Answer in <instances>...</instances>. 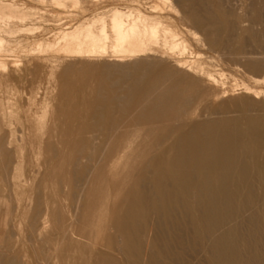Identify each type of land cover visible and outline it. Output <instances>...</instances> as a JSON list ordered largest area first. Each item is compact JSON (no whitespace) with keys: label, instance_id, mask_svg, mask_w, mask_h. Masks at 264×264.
<instances>
[{"label":"bare ground","instance_id":"1","mask_svg":"<svg viewBox=\"0 0 264 264\" xmlns=\"http://www.w3.org/2000/svg\"><path fill=\"white\" fill-rule=\"evenodd\" d=\"M81 1L0 0V211L16 204L31 242L56 221L74 251L82 201L85 220L109 211L121 257L93 264H264V0H85L70 14ZM38 91L55 110L19 119ZM40 177L62 178L60 202L34 194ZM13 229L0 264H28Z\"/></svg>","mask_w":264,"mask_h":264},{"label":"rangeland","instance_id":"2","mask_svg":"<svg viewBox=\"0 0 264 264\" xmlns=\"http://www.w3.org/2000/svg\"><path fill=\"white\" fill-rule=\"evenodd\" d=\"M36 1L37 0H35V1H33V0H28V2L29 3H32V5H36L37 7L39 6L40 8H43V9H45L46 8V10H49V8H50V10L53 8L52 7V3H51V1L52 0H46V2L45 3H42V4H40L41 2H38L37 1V3H36ZM76 1H79V0H76ZM83 1H84V3H85V0H82L81 2H80V4L78 5V6H74L73 8H70L69 9V11L68 12H70V14H72V15H75V14H78V13H80L79 11H81L82 9V7H84V3H83ZM94 1V0H93ZM95 1H98V0H95ZM247 1H249V0H247ZM89 2H92V0H89ZM39 3V4H38ZM245 3V2H244ZM249 3V2H248ZM86 6V5H85ZM78 7V8H77ZM77 10H76V9ZM80 9V10H79ZM75 10L77 11V12H75ZM43 25H41V24H38V26L36 25V26H33V27H31V29H33V31H34V29L35 28H39V27H42ZM34 46H36V44H33ZM29 46L30 48H29V50H32V48H34V46ZM28 57V55L27 54H21V57H20V60L22 59H26ZM11 60H13V59H11ZM10 64V63H9ZM264 84V82L262 81L261 82V84H259V85H263ZM29 97H30V95H29ZM34 98V99H33ZM232 98H234V97H229V98H227V99H225V100H230V99H232ZM36 99V100H35ZM24 102H27V103H23V104H20V105H16V106H14V109H15V112L16 111H18L17 113V116L19 117V119H24V118H26V115L28 114V112H30V111H33V112H37V111H39V113H38V120H39V118L42 120V116H43V114H42V107H44V106H46V105H50V108H49V110H48V114L46 115V117L47 118H49V116L52 114V112H51V110L54 108V105L56 104L55 103V101H53V99H52V96H50L49 98L48 97H46L45 95H44V93L42 92V91H38V93L36 94V96L35 97H32V98H29V99H27V100H25ZM30 102L32 103V104H30ZM36 103V104H35ZM55 103V104H54ZM29 104H30V107L32 108V107H35V109H31L30 107H29ZM23 105H25V106H23ZM35 105V106H34ZM17 106H18V108L21 106H23L22 108L20 107V109H18L17 108ZM27 109H25V108ZM23 108L25 109V110H23ZM38 109V110H37ZM24 111V113H23V111ZM55 110V108L53 109V111ZM25 111H28V112H26L27 114H25ZM25 114V115H24ZM41 116V117H40ZM44 117V116H43ZM45 117V118H46ZM38 158H36L35 159V165H37V164H41V162L40 161H38L37 160ZM38 166H40V165H38ZM44 178H42V177H40L38 180H37V183H36V185L38 186L35 190L37 191L36 193H34V194H36L37 195V193H39V195H41V196H45V198H47V200L49 201V202H51V199H52V197H53V200H59V202H60V199H61V195H60V193H59V187L62 185V178L61 177H59V178H57V177H54V178H52L51 179V181H49V178L47 177V179L45 178L44 180H43ZM43 181H45L46 182V185H47V183L49 184V185H47L49 188H47V190H49V191H47L46 192V190H45V193H47L48 195H43V190H44V188H45V186L44 185H42V183L44 184L45 182H43ZM39 184H41V186L39 185ZM53 186V184H57V188L56 187H52L51 185ZM59 184H61V185H59ZM46 186V187H47ZM36 187V186H35ZM39 187H41V189L39 188ZM44 187V188H43ZM38 189H40V190H38ZM46 189V188H45ZM51 189V190H50ZM42 190V191H41ZM54 190V191H53ZM39 191V192H38ZM49 194H50V196H49ZM57 194V195H56ZM6 195H10V194H7L6 193ZM16 195V194H15ZM19 196H22L23 197V194H20ZM59 196V197H58ZM13 197H14V194H13ZM16 197H18V196H15L14 198H16ZM44 198V197H43ZM31 204L33 203V202H30ZM30 203L28 204V207H29V205H30ZM67 203L68 204H70L69 203V201H67ZM66 203V204H67ZM67 204V205H68ZM16 205V204H15ZM15 205H14V203H13V207L14 208H12V210L14 209V213L11 211V214H8V208L7 207H3V209L0 211V219H5V218H7L8 219V226L6 227V228H1L0 229V237H4V231H5V229L7 230V231H11V229L12 228H15V229H13L14 231H17V229H18V226H19V228L21 229H19L17 232H18V235L16 236V237H14L13 238V240H12V245H13V247H15L16 249H18V250H21V251H23V255H25L26 256V259H27V261H28V264H37L36 263V259L35 258H37V260L39 259H41L39 262L40 263H42V264H44L45 262H43L42 260H44V259H46L45 258V255L47 254V255H49L48 256V261L49 262H46L47 264L49 263V264H55V263H57L58 264V262H59V264H69V263H71L70 261V258H65V257H67V255H69V256H71L76 262H79V263H76V264H93V260H94V256H95V254H97V253H99V252H101V253H109V254H111V255H114L115 253L116 254H118V252H114V250H111L110 248H109V245H108V238H107V240H106V237H107V235L111 232V228H110V226H109V222H108V218H109V211H104L103 213H101V214H99L98 212H96V210L94 211V214H93V211H90L91 213V215H89V218H88V220H85V213H87L86 212V208H85V205L86 204H84V201H82V204H81V206H82V208L80 209V213H78V221L79 222H76L77 223V231H78V229H79V231H78V233L79 234H81V236L79 237V238H77L79 241H80V245L78 246V247H76V248H73V249H76L75 251L74 250H72V249H68L67 248V246L65 245V243H64V241H63V243H62V241H61V238H62V235H61V229H60V226H59V224H57V222L56 221H54V220H51V225L49 224L47 227H48V229H49V232H48V229L46 228V232H47V236L45 237V240H41V239H37L36 241H30V239H29V236H30V227H29V224H30V222H29V218H27V217H24V218H19V215H20V210H16L15 209ZM31 207H29V210L31 211V209L30 208H32L33 206H34V204L33 205H30ZM56 207H59V203H58V205L56 206ZM46 207L45 206H43V209H45ZM81 211H82V213H84V214H82L81 213ZM84 211V212H83ZM16 212V213H15ZM13 213V214H12ZM105 213H106V215H105ZM108 214V215H107ZM10 215V216H9ZM80 215H83L82 216V220L80 219ZM96 216V218H95V216ZM17 216H18V218H17ZM108 216V217H107ZM11 218V219H10ZM17 218V219H16ZM19 219H21V222H20V220ZM16 221V222H15ZM28 221V222H27ZM83 221V222H82ZM96 221V222H95ZM24 222V223H23ZM85 222H87V226H85L86 225V223ZM13 223H14V226H13ZM16 223V224H15ZM19 223H21V226H20V224ZM84 223H85V225H84ZM95 223V224H94ZM80 224H81V226H80ZM24 226H27V227H24ZM83 226V227H82ZM58 227V228H57ZM82 227V228H81ZM23 228V229H22ZM81 228V229H80ZM84 228H86V229H84ZM89 228V229H88ZM92 228V229H91ZM55 229V230H54ZM23 230H24V232H25V230H26V233L24 234L23 233ZM92 230V231H91ZM21 231V232H20ZM53 231H57V233L56 232H53ZM85 231V232H84ZM51 232H53V233H51ZM25 236H27L28 238H26V237H24V235ZM82 233H85V234H83L82 235ZM88 233V234H87ZM19 234H21V235H19ZM94 234V235H93ZM3 235V236H2ZM85 235V236H84ZM61 236V237H60ZM83 236L86 238H83ZM50 237V238H49ZM19 238L21 239L20 241H19ZM83 238V239H82ZM87 238H88V241H87ZM23 239H24V241H25V243L23 242ZM29 239V240H28ZM39 240H41V241H39ZM27 241H30L31 243H32V246H33V248H32V246L31 247H29V245H31V243L30 242H27ZM61 241V242H60ZM78 241V242H79ZM90 241V242H89ZM20 242V243H19ZM50 242V243H49ZM53 242V243H52ZM81 242H83L84 244H86V246L85 245H83V243H81ZM91 244H89V243ZM22 243H24V244H22ZM36 243V244H35ZM38 243V244H37ZM46 243V244H45ZM61 243V244H60ZM92 243H93V245H92ZM23 245V246H25V247H23L22 248V246L21 245ZM58 244H59V246H58ZM95 244V245H94ZM35 245H36V247H35ZM58 247H57V246ZM48 246V247H47ZM64 246H65V248H64ZM61 247V248H60ZM36 248H37V250H36ZM48 248V249H47ZM55 248H57L56 250H55ZM60 250H59V249ZM64 248V249H63ZM86 248H87V250H86ZM106 248V249H105ZM23 249V250H22ZM78 249V250H77ZM99 249V250H98ZM40 250V251H39ZM48 250H49V252H48ZM53 250V251H52ZM59 250V251H58ZM72 250V251H71ZM83 250H84V252H83ZM50 251H52V252H50ZM54 251H56L55 253H53ZM66 251H68L69 253L68 254H66V256H65V252ZM81 251V252H80ZM106 251V252H105ZM35 252H36V254H35ZM38 252V253H37ZM57 252H59V253H57ZM71 252H72V254H71ZM77 252H78V255H76L75 256V254H77ZM80 252V253H79ZM114 254H113V253ZM27 253V254H26ZM64 253V255H61V254H63ZM67 253V252H66ZM74 253V254H73ZM44 254V255H43ZM56 256H55V255ZM61 256H60V255ZM34 255H35V257H34ZM50 255H52L51 257H50ZM57 255H59V256H57ZM38 256V257H37ZM40 256V257H39ZM68 256V257H69ZM86 256H87V258H86ZM115 256V255H114ZM116 257H118V258H120L121 256H120V254H118V255H116ZM54 258H55V260H54ZM57 258H61L60 259V261H59V259H57ZM29 259V260H28ZM64 259H65V262H64ZM68 261H67V260ZM64 262H62V261ZM67 261V262H66ZM38 262V263H39ZM69 262V263H68ZM83 262V263H82ZM71 264H73V262L71 263Z\"/></svg>","mask_w":264,"mask_h":264}]
</instances>
